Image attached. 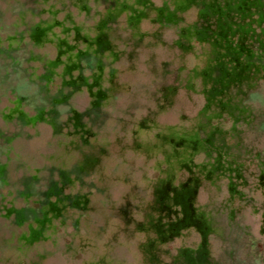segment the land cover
Masks as SVG:
<instances>
[{"label":"rangeland","instance_id":"obj_1","mask_svg":"<svg viewBox=\"0 0 264 264\" xmlns=\"http://www.w3.org/2000/svg\"><path fill=\"white\" fill-rule=\"evenodd\" d=\"M80 1L0 0V47L9 50V54L0 55V264H147L142 249L151 233L139 227L149 222L153 188L164 178L166 165L160 154H148L136 145L147 144L156 134L169 129L191 128L203 106L199 86L191 89L186 81L198 62L193 51L181 54L174 44L178 38L175 28L161 27L145 19L139 26L143 43L137 47L128 41L129 32L120 28L114 43L123 56L109 63V69L118 72L114 80L117 92L103 105L100 123L92 124L85 117L82 125L90 137L88 152L92 150L97 156V164L79 177L72 176L62 190L63 195L86 197L87 203L84 208L62 211L47 224L39 239L28 243L33 225L15 223V213L38 208L50 174L67 173L79 162L82 157L79 151L67 153L73 128L65 121L70 114H83L91 102L90 94L82 89L59 104L58 123L62 125L59 133L53 130L48 117L34 124L17 121L20 114L34 115L39 103L38 78L45 72L44 63L56 56L51 41L34 44L28 31L53 20L52 34L64 36L67 30L72 44V29L94 26V14L103 9L96 0H85L87 14L78 8ZM148 1L154 8H160L168 0ZM179 16L185 26L195 20V11L189 8ZM118 22L123 24L124 16ZM253 31L264 46V25L254 24ZM131 52L132 59L128 58ZM260 53L264 64V50L260 49ZM23 70L35 77L37 83L23 78ZM84 74L89 72L85 70ZM60 83L57 76L46 90L53 94ZM169 87H174V91L165 98ZM242 105L257 115L251 125L239 122L236 127L242 136L243 175L254 187L250 194L247 188L242 190L257 205L256 211L253 206L243 210L241 223L250 228L258 254L246 256L242 252L241 258L243 264H264V207L259 206L263 195L259 187L255 188L259 164L264 160V68ZM144 120L154 130L138 134V125ZM230 127L231 121L226 118L223 129ZM200 160L197 156L195 161ZM185 178L186 173L181 172L176 182ZM28 179L32 181L30 195L24 194L23 181ZM206 201L205 193L201 192L198 205ZM191 240L190 236L176 237L159 244L156 254L165 264L179 248L189 246ZM210 243L213 246L218 241L210 237Z\"/></svg>","mask_w":264,"mask_h":264},{"label":"trees","instance_id":"obj_2","mask_svg":"<svg viewBox=\"0 0 264 264\" xmlns=\"http://www.w3.org/2000/svg\"><path fill=\"white\" fill-rule=\"evenodd\" d=\"M96 2L103 9L94 14V26L72 29V44L67 30H63L64 36L52 34L53 20L28 31L34 44L51 41L56 56L44 63L45 72L39 76L38 83L26 70L21 72L23 78L38 84L39 103L33 116L20 114L17 121L34 124L48 117L53 130L59 133L62 127L58 123L59 104L82 89L90 94L91 102L83 114H70L65 121L73 128L67 153L79 151L82 154L79 162L67 173H51L46 190L40 194L39 207L17 211L15 223L30 222L33 225L27 236V242L31 243L41 237L47 224L62 211L85 207L86 197L62 194L72 176L79 177L98 161L92 150L88 152L90 137L82 128L83 120L86 117L92 124L100 123L103 105L117 92L114 80L118 72L109 69L110 62L123 56L114 43L117 32L124 27L129 32L128 41L137 47L143 43L140 23L149 19L161 27L171 26L177 30L178 38L174 44L181 54L193 51L198 63L186 81L191 89L199 86L203 106L191 128L169 129L156 134L147 144L136 145L148 154H160L166 165L164 178L153 188L149 222L139 227L151 233L142 249L146 262L162 264L156 254L157 246L184 235L192 238L190 245L179 248L165 264H243L241 253L255 256L258 247L250 228L241 223V215L249 206L256 211L257 205L254 198L242 190L247 188L250 194L254 187L243 175L240 162L242 136L236 125L239 122L251 125L257 119V115L243 107L242 102L264 68L260 53L264 46L253 31L254 24L264 25V0H168L160 8H154L148 0ZM77 6L80 11L89 13L85 0ZM189 8L194 9L195 20L182 26L179 14ZM120 16H124L121 25L118 22ZM7 54L9 50L0 47V55ZM128 58H134L133 52ZM85 70L89 75L84 74ZM57 76L61 78L60 86L50 94L46 90L47 84ZM173 91L174 87L167 88L165 98ZM226 118L231 121L228 130L223 129ZM152 130L153 125L144 120L139 123L137 133L149 134ZM228 141L232 142L229 144ZM197 156L200 162L195 161ZM181 172L186 173V178L176 182ZM259 173L255 188L262 191L263 200L259 206L264 207V160L259 164ZM23 185L24 194L30 195L32 181L24 180ZM201 192L205 193L207 201L198 205ZM262 222L264 227V213ZM210 237L218 241L217 245L212 246Z\"/></svg>","mask_w":264,"mask_h":264}]
</instances>
